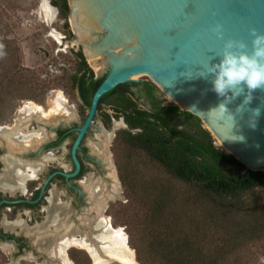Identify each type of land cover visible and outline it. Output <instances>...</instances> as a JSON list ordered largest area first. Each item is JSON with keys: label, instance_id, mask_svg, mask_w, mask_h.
I'll return each instance as SVG.
<instances>
[{"label": "trees", "instance_id": "16d2710c", "mask_svg": "<svg viewBox=\"0 0 264 264\" xmlns=\"http://www.w3.org/2000/svg\"><path fill=\"white\" fill-rule=\"evenodd\" d=\"M49 2L67 22V0ZM2 45L0 40V59H14ZM74 57L78 63L71 86L82 110H89L106 76L95 79L81 51ZM14 79L4 85L0 78L3 105L42 96L38 86ZM97 116L107 127L113 118H122L127 129L117 139L127 158L140 154L156 172L140 179L125 164L118 166L121 183L139 207L133 218L138 263L242 264L248 248L264 241V173L250 171L225 153L197 117L166 103L150 81L120 85L101 99ZM192 211L200 222L188 220Z\"/></svg>", "mask_w": 264, "mask_h": 264}, {"label": "water", "instance_id": "95a60500", "mask_svg": "<svg viewBox=\"0 0 264 264\" xmlns=\"http://www.w3.org/2000/svg\"><path fill=\"white\" fill-rule=\"evenodd\" d=\"M67 2L69 21L86 59L97 79L106 76L78 130L74 175L79 171L76 151L97 117L101 99L142 75L151 77L181 111L206 125L225 153L250 171L264 173V89L252 92L251 103H244L246 88L226 103L212 91L214 77L207 72L219 63L226 42H244L251 50L250 30L264 33V0ZM222 103L227 111L218 109ZM257 108L261 113L252 128Z\"/></svg>", "mask_w": 264, "mask_h": 264}, {"label": "flooded vegetation", "instance_id": "af4514ba", "mask_svg": "<svg viewBox=\"0 0 264 264\" xmlns=\"http://www.w3.org/2000/svg\"><path fill=\"white\" fill-rule=\"evenodd\" d=\"M36 107L47 115L48 108ZM24 109L0 126V264H61L59 251L70 262L72 254L92 260L85 246L97 243L102 206L112 200L105 160L86 144L97 117L76 151L74 175L73 147L85 119L74 123L62 114L47 122Z\"/></svg>", "mask_w": 264, "mask_h": 264}, {"label": "rangeland", "instance_id": "374dc122", "mask_svg": "<svg viewBox=\"0 0 264 264\" xmlns=\"http://www.w3.org/2000/svg\"><path fill=\"white\" fill-rule=\"evenodd\" d=\"M48 6L53 8L49 0H0L2 49L6 46V50L11 52L10 55H15L14 59H0L1 81L5 85L6 80L15 77L14 80L17 82L38 86L42 94L35 100L22 98V100L11 102V105H3L0 102V126L12 124L16 115L29 105L49 109L59 98L65 101V108L72 112L70 118H73L74 123H78L87 116L88 110H82L83 104L79 94L72 88L70 82V76L75 73L78 63L74 53L81 51L84 57L85 54L75 37L69 17L66 22L59 16L57 10L53 18H48L46 14ZM7 42L10 45L5 44ZM85 60L92 70L86 57ZM95 79H97L96 75ZM142 80L151 81L150 77L145 75L134 81ZM164 99L166 103H172L170 99L165 97ZM103 110L113 115L107 107H103ZM103 124L100 116H97L93 124V132L87 138L86 144L97 146L106 163L102 178L105 179L107 186L106 196L112 200L102 206L104 220H109L112 231H120L125 236L128 249L133 252L135 262L140 264L136 260L134 249L137 225L133 222L139 207L130 199V195L121 183L118 166L120 163L125 164L126 170L140 174V179L153 177L156 172L153 171L154 167L151 163L140 154H131L127 158L122 144L117 139L118 133L125 130L122 118H113L108 127ZM202 126L205 128L203 124ZM110 136H112L111 139H109ZM214 141L222 149L219 142L215 139ZM104 149L105 153L102 152ZM192 213L190 217L187 216L188 220L193 219L197 223L202 220L199 213L195 211ZM206 229L207 232L212 231L210 227ZM72 255L75 261V263L71 261L73 264H77L78 261L93 264L86 254ZM77 257H79L78 261ZM243 263L264 264V241L248 248Z\"/></svg>", "mask_w": 264, "mask_h": 264}, {"label": "clouds", "instance_id": "9594fccd", "mask_svg": "<svg viewBox=\"0 0 264 264\" xmlns=\"http://www.w3.org/2000/svg\"><path fill=\"white\" fill-rule=\"evenodd\" d=\"M251 50L244 42H226L221 53L219 63L213 64L207 69L214 79L212 91L218 96L224 97L225 102H230L247 89L244 103H251L252 92L264 89V33L255 29L250 30ZM231 93V95H228ZM220 111H227L225 103H222ZM261 109L253 111L250 127H256V118L260 116Z\"/></svg>", "mask_w": 264, "mask_h": 264}, {"label": "bare ground", "instance_id": "6f19581e", "mask_svg": "<svg viewBox=\"0 0 264 264\" xmlns=\"http://www.w3.org/2000/svg\"><path fill=\"white\" fill-rule=\"evenodd\" d=\"M46 12L48 18H53L56 11L54 8L48 6ZM138 77L140 76L134 77L132 80H135ZM64 103L65 101L62 98L54 101V103L49 107V111L46 116H44L41 110L35 105H29L24 109V115H35L37 117L43 118L47 122L52 121L54 118L59 120V115L62 114L65 115V118L71 117L72 112L65 108ZM204 126L206 127V125ZM111 138L112 136L109 137V139ZM32 143H34V140ZM105 149L102 151L103 153H105ZM109 225V220H104L102 224V232L97 238V243L94 244V246H85L92 257L93 264H137L134 260L133 252L130 251L126 245L125 236L120 231H112ZM73 244H75V242H73ZM76 244H78V242H76ZM57 258L61 264H72L64 256V253L60 251L57 254Z\"/></svg>", "mask_w": 264, "mask_h": 264}]
</instances>
